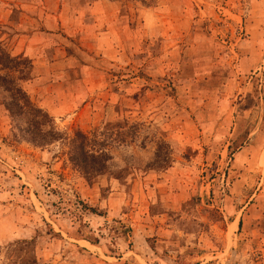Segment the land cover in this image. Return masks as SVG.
<instances>
[{"label": "rangeland", "instance_id": "374dc122", "mask_svg": "<svg viewBox=\"0 0 264 264\" xmlns=\"http://www.w3.org/2000/svg\"><path fill=\"white\" fill-rule=\"evenodd\" d=\"M0 44L48 116L0 86V264H264V0H0Z\"/></svg>", "mask_w": 264, "mask_h": 264}, {"label": "trees", "instance_id": "16d2710c", "mask_svg": "<svg viewBox=\"0 0 264 264\" xmlns=\"http://www.w3.org/2000/svg\"><path fill=\"white\" fill-rule=\"evenodd\" d=\"M26 60L20 59L16 56H12L5 48L0 44V86L3 91L7 93L6 98L3 100L5 108L10 114L16 112L24 113L27 109L31 111V114L40 116L41 119L47 118V113L41 108L35 106L26 92L17 84H15L14 77L10 74L12 70L19 71L20 65H25ZM44 123L41 120H31V125L36 127L41 126ZM41 133V132H40ZM47 131L44 133V135ZM81 134H79V139L82 140ZM84 139V138H83ZM34 140V139H32ZM75 150L70 155V161L74 164L83 174L86 179H90L91 176L103 173L105 168V163L109 156L105 153H94L86 147V144H78ZM90 211H94V208L90 207Z\"/></svg>", "mask_w": 264, "mask_h": 264}, {"label": "crops", "instance_id": "0c3cea01", "mask_svg": "<svg viewBox=\"0 0 264 264\" xmlns=\"http://www.w3.org/2000/svg\"><path fill=\"white\" fill-rule=\"evenodd\" d=\"M257 46H259V45H257ZM25 50L29 51L30 49H29V48H25ZM27 51H26V52H27ZM30 51H31V50H30Z\"/></svg>", "mask_w": 264, "mask_h": 264}]
</instances>
